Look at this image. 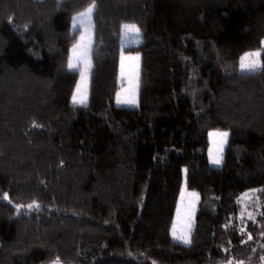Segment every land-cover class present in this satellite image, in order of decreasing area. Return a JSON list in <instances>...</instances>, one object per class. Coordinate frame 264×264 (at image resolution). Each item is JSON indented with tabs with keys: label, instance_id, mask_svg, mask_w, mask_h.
<instances>
[{
	"label": "trees",
	"instance_id": "trees-1",
	"mask_svg": "<svg viewBox=\"0 0 264 264\" xmlns=\"http://www.w3.org/2000/svg\"><path fill=\"white\" fill-rule=\"evenodd\" d=\"M90 3L0 0V264H264V193L240 201L264 188V72L239 70L262 47L264 0H95L73 106L72 17ZM123 52L140 54L136 105L116 103ZM210 129L229 133L219 167ZM184 170L200 194L190 244L171 234Z\"/></svg>",
	"mask_w": 264,
	"mask_h": 264
},
{
	"label": "snow or ice",
	"instance_id": "snow-or-ice-1",
	"mask_svg": "<svg viewBox=\"0 0 264 264\" xmlns=\"http://www.w3.org/2000/svg\"><path fill=\"white\" fill-rule=\"evenodd\" d=\"M96 9V3L95 0H92V3L88 5L87 8H85L83 11L77 13V15L72 17V28L71 30L74 33H79L78 39L74 37L75 42L73 43L71 49H70V55L67 57L66 60V67L69 71H75L79 74V81L76 84L75 90L71 97V102L73 106H81L86 107L87 106V100H88V89H87V83L89 80V74L91 69V60H92V53H93V33H92V16ZM121 33L125 37H129V34H131L130 38L133 41H139L141 40V29L136 24H130L125 23L121 25ZM264 42H262V47L259 50L253 51V52H246L239 58V70L241 73L246 74H254L257 72H264ZM127 59L128 61H139V56L135 57H123L121 60V73L120 78L121 81H124L125 79H128L129 82V89H125L124 91H133V95L131 97L127 98H121V93L118 92L116 94V102L117 105L120 104H128V105H135L136 100L134 96V89L135 87H138V71H135L138 69V63L136 64H129L126 66L124 64V60ZM133 72H135V76H133ZM33 127H40V125L33 123ZM229 133L227 131H214L210 132L209 136L213 138V147L209 148L208 156H209V162L212 165H215L217 167L221 166L222 164V153L224 150V145L227 143ZM187 171V170H185ZM184 189L181 191V198L183 199L184 196ZM257 192L264 193V188L261 189H253L249 190L248 192H245L241 197L240 201H252L255 199V202L257 205L260 203V197L255 195ZM189 196L195 197L196 199H199L198 195L196 193H189ZM2 199L7 200L9 203H12L11 200H9L8 194L5 193L2 197ZM194 207V205H193ZM40 205L33 201L32 203H29L27 205H16L15 210L17 214L21 213V210L24 209L26 212H30L34 209H39ZM247 211L246 205L242 207L240 212V219L243 220L244 214ZM179 212V207H178ZM261 215H264V212L261 213ZM248 219L253 221L255 223L256 217L252 214V212H247ZM225 227H228V225H225ZM239 231L243 234L245 232L244 228H240ZM172 236L174 240H177L184 244H190L191 240L189 236L181 232L180 234L177 233V228L175 223L172 226ZM261 236H264V232L261 233ZM253 239L252 234L249 232L247 234V240L250 241ZM247 243V241H244ZM264 247V245H262ZM261 261H264V256L260 257ZM53 264H61V261L59 258L55 259L53 261ZM228 264H232V261L229 260ZM238 264H243V261H239Z\"/></svg>",
	"mask_w": 264,
	"mask_h": 264
},
{
	"label": "rangeland",
	"instance_id": "rangeland-1",
	"mask_svg": "<svg viewBox=\"0 0 264 264\" xmlns=\"http://www.w3.org/2000/svg\"><path fill=\"white\" fill-rule=\"evenodd\" d=\"M75 15H77V14H75ZM92 25H93V22H92ZM92 33H93V28H92ZM130 36H131V34H129V37H125L124 36V46H129L131 44L138 43L140 41V40L139 41H133L130 38ZM263 42H264V39H263ZM253 51H256V50H251V51H247V52H253ZM137 55L140 58V54L139 53L123 52L122 55H121V60H122V56L123 57H129V56L135 57ZM136 63H138V69L135 70V71H138V87H135V89H134V96H135V100H136V104H137L138 92H139L138 89H139V77H140V68H139L140 59H139L138 62L128 61L127 59L124 60V64L126 66V71H127V66L129 64H133L134 65ZM133 76H135V72H133ZM79 79L80 78H78V81H79ZM89 79H90V74H89ZM120 80H121V78H120ZM120 82H121V87H120L118 92L121 93V98L123 99V98L131 97L133 95V91H131V90L130 91H124L125 89H129V87H130L128 79H125L124 81H120ZM87 89L89 90V80H88V83H87ZM120 105L125 106V105H128V104H120ZM217 130H219V131H227V130H221V129H210L209 130V132H208L209 144L207 146V153L209 151V148L213 147V138L209 136V133L217 131ZM225 145H224V148H225ZM223 153H224V150H223ZM223 153H222V159H223ZM212 166H215V165H212ZM182 189L185 190L184 191V196H183V199H182L181 198V193H180L178 204H177V209H176V213H175V219L173 221V224L175 223L178 234H180L181 232H184L190 238V232H191L193 221H194L195 210H196V206H197V203H198L199 199H196L195 197L189 196L188 194L189 193H196L198 195V197H200V194L198 192H196L194 190H191V189H189L187 187L186 171L185 170L183 172V180H182L181 191H182ZM193 205H194V207H193ZM178 207H179V212H178ZM173 224H172V226H173ZM171 234H172V227H171Z\"/></svg>",
	"mask_w": 264,
	"mask_h": 264
}]
</instances>
